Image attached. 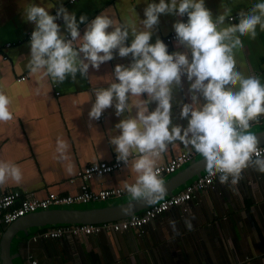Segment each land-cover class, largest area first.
<instances>
[{"label": "crops", "instance_id": "0c3cea01", "mask_svg": "<svg viewBox=\"0 0 264 264\" xmlns=\"http://www.w3.org/2000/svg\"><path fill=\"white\" fill-rule=\"evenodd\" d=\"M152 2L159 3V0H75L72 3L69 0H0V90L11 99L13 114L12 120L0 122V159L15 162L22 172L20 183L8 179L0 186V194L7 190H19L35 197H44L49 192L77 193L81 180L71 179L86 165L110 161L117 155L110 136L119 134L115 124L128 115L125 112L118 117L112 106L103 111L102 120L90 119L88 113L94 96L88 99L93 89L107 87L111 77L115 79L116 64L127 66L131 63V55L121 57L113 50V59L102 63L99 69L89 67L87 78L77 73L75 80L68 77L62 83L52 84L50 78H42L26 68L30 54L27 32L35 26L26 20L24 9L34 3L55 14L62 4L75 14L78 23L81 15L91 20L101 14L109 16L114 24L128 22L139 29V20L145 18L144 9ZM257 2L259 0H204V5L214 19L230 9L233 19L226 18V24L221 26L224 27L227 23H238V14H247ZM177 21H180L177 15L160 14L150 43L174 30L173 24ZM55 22L60 25L61 32L67 33L62 18ZM86 23H79L81 35ZM131 39L129 35L126 44ZM241 39L243 47L234 50L237 70L245 76H257L264 84V31L258 26L255 39L248 36ZM184 51L186 49L177 40L168 46L169 53ZM23 75L26 78L18 80ZM189 86L186 75H182L181 84L172 89L170 118L173 125L187 127L188 121L180 116V111L183 103L192 102ZM196 95L203 103V97L199 93ZM141 98L147 99L146 94ZM155 107L156 102L149 104L150 111ZM263 129L264 123L254 124L250 131ZM58 137L69 145L67 159H58ZM187 151L190 150L177 141L168 146L156 164ZM194 159L204 160L198 153ZM205 170L179 184L165 197L183 190ZM170 175L162 174L163 182ZM135 178L130 158L119 171L94 176L88 184L92 190L115 188L134 182ZM131 200L130 194H124L97 201L101 203L99 206L93 205L96 202H89L91 205L86 207L82 205L88 203L76 205H80V209L111 208ZM27 217L19 220L12 231L9 252L14 264H30V258L39 264H264V173L253 168L245 169L235 186L221 184L216 177L210 186L194 193L186 205L169 208L151 219L142 230L109 233L99 230L88 236L39 237L34 241L32 237L38 230L56 224L34 226L33 216ZM186 219H192V231L186 229ZM170 220L175 221L179 234L173 230ZM12 228L10 224L0 227V242Z\"/></svg>", "mask_w": 264, "mask_h": 264}, {"label": "clouds", "instance_id": "9594fccd", "mask_svg": "<svg viewBox=\"0 0 264 264\" xmlns=\"http://www.w3.org/2000/svg\"><path fill=\"white\" fill-rule=\"evenodd\" d=\"M165 13L187 15L186 22L173 24L177 43L186 51L169 53L159 38L150 43L152 29L158 24L159 15ZM24 16L35 26L26 68L50 78L52 84L68 77L75 80L77 73L87 78L89 67L99 69L102 63L113 59V50L121 57L131 55L129 65H115V79L111 77L107 87L93 89L88 101L93 96L94 101L88 115L98 120L112 106L118 117L128 113L115 124L119 134L110 136V143L115 146L119 161L128 164L132 159L136 178L133 183H125L124 190L133 201L154 206L164 199L167 189L156 161L177 141L202 156L208 176L218 177L221 184L237 185L248 168L264 173V152L250 131L251 123L264 115V84L257 76H245L237 70L234 56V50L243 47L241 37L255 39L258 26L264 31V0L255 3L247 14L240 12L238 23L224 27L221 26L226 24V18L232 19L230 9L214 19L204 0L147 3L139 29L128 22L114 24L106 15L98 14L91 20L81 15L79 23L87 21L83 35L75 14L62 4L52 15L48 9L30 3ZM59 18L70 38L55 22ZM129 35L132 39L126 44ZM182 75L190 82L192 93V102L183 103L180 111V116L188 121L187 127L173 125L170 118L172 89L181 84ZM142 94L147 99H142ZM153 101L156 107L150 111ZM11 103L0 90V122L13 119ZM68 148V143L58 137V159H67ZM8 179L19 184L22 172L15 162L0 159V186ZM192 219L185 220L188 231L193 230ZM169 223L179 234L175 221Z\"/></svg>", "mask_w": 264, "mask_h": 264}, {"label": "built area", "instance_id": "2783aa9c", "mask_svg": "<svg viewBox=\"0 0 264 264\" xmlns=\"http://www.w3.org/2000/svg\"><path fill=\"white\" fill-rule=\"evenodd\" d=\"M75 0H69V3ZM55 15V14H52ZM180 21L186 22L187 15L179 16ZM233 19V16H232ZM231 19V20H232ZM33 30L27 32V38L30 40V35ZM66 37L70 38L68 33H65ZM168 46L176 41V33L174 30L161 39ZM10 44L7 43L6 47ZM6 57V56H4ZM26 75L20 76L18 80H24ZM104 113L98 119L102 120ZM264 115H261L257 121H253L251 125L263 124ZM262 152H264V144L258 145ZM195 151L181 152L180 154L170 158L167 162L162 164H156L160 177L162 174H173L179 170L184 164L190 162L195 158ZM125 162L119 161L117 155L110 161L92 162L85 167L77 171L75 178L81 180L80 189L75 194H60L55 192H49L44 197H35L30 193H24L19 190H7L0 194V227L3 224H10L24 215L37 212L40 210H46L50 208H59L70 206L80 203H89L105 200L109 197H120L124 194H129L124 190V186L92 190L89 187L88 181L94 176H101L115 171H119L124 166ZM216 177H209L206 170L198 176L194 181L186 185L183 190L164 197L162 201L154 206H148L142 212L135 213L127 218L120 219L118 221H109L97 224H56L48 229L37 231L32 239L35 241L39 237H52L58 238L62 235H74V236H88L90 234L97 233L99 230H103L107 233L112 231H122L128 229L142 230L144 225L151 219L155 218L159 214L167 211L174 206H184L193 197L194 193L200 192L210 186ZM133 183V182H131ZM130 184V183H129ZM0 264H3L0 260ZM30 264H39L34 258H30Z\"/></svg>", "mask_w": 264, "mask_h": 264}, {"label": "water", "instance_id": "95a60500", "mask_svg": "<svg viewBox=\"0 0 264 264\" xmlns=\"http://www.w3.org/2000/svg\"><path fill=\"white\" fill-rule=\"evenodd\" d=\"M259 140V145L264 144V129L254 132ZM205 167V162L202 160H191L190 164L171 175L166 181H164L167 189L166 195L173 191L179 184L186 182L188 179L197 175ZM148 207L142 201H128L124 204L110 207H91L86 209L80 208H50L46 210H40L37 212L29 213L23 217L18 218L14 222L10 223L13 226L11 233L8 232L2 237L0 242V260L3 264H14L9 252V245L12 238V231L15 229L19 220L26 218L35 219L34 226H45L53 224H97L109 221H116L118 219L127 218L135 213L142 212ZM129 209V211H125ZM17 222V223H16ZM34 223V222H33Z\"/></svg>", "mask_w": 264, "mask_h": 264}, {"label": "rangeland", "instance_id": "374dc122", "mask_svg": "<svg viewBox=\"0 0 264 264\" xmlns=\"http://www.w3.org/2000/svg\"><path fill=\"white\" fill-rule=\"evenodd\" d=\"M190 163H187V164H185L181 169H183V168H185V167H187L188 165H189ZM179 170H177L175 173H177ZM174 173V174H175ZM171 175H173V174H171ZM170 175V176H171ZM101 203L100 202H96V203H93V205H96V206H99ZM86 205H91V203H88V204H84V205H82L83 207H86ZM63 208V207H62ZM65 208H80V205H74V206H67V207H65Z\"/></svg>", "mask_w": 264, "mask_h": 264}]
</instances>
